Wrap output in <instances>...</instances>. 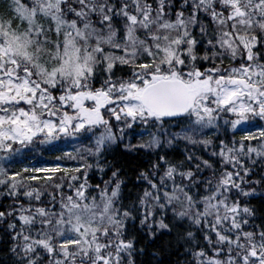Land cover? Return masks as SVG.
<instances>
[{"label":"snow or ice","instance_id":"obj_1","mask_svg":"<svg viewBox=\"0 0 264 264\" xmlns=\"http://www.w3.org/2000/svg\"><path fill=\"white\" fill-rule=\"evenodd\" d=\"M59 141L78 146L24 163ZM118 142L156 157L127 202L119 168L89 182ZM181 142L183 159L169 157ZM254 186L264 189V0H4L0 264H144L137 221L149 243L172 235L163 251L183 264H264V210L244 199Z\"/></svg>","mask_w":264,"mask_h":264},{"label":"trees","instance_id":"obj_2","mask_svg":"<svg viewBox=\"0 0 264 264\" xmlns=\"http://www.w3.org/2000/svg\"><path fill=\"white\" fill-rule=\"evenodd\" d=\"M241 134H242L241 132L236 133L237 139ZM221 136L223 138V129L221 130ZM228 136L229 137L231 136L230 132L228 133ZM68 143L69 142L59 141L56 143L55 147L49 145H38L31 153L28 154V158L26 160L29 159H32L34 161L41 160L39 159L38 156L43 152H44L43 154L45 155L49 154V156H52L53 152L57 153L58 155H61L62 154L61 149L63 148V146H65ZM45 147H46V151H44ZM187 147L190 150L196 151L197 155H202L203 158L205 159L209 158V152L204 151L201 147L197 146V148L195 149H193V146L191 145H188ZM165 150L167 151L169 157L175 160H180L183 159L182 153L185 150V144L181 142L177 145H174L172 148H167ZM156 151L159 152L160 150L157 149ZM149 159L154 161L156 157L155 155L150 156L148 153L144 151L127 152L123 147V143H117L116 145H113L109 148L108 152L104 155V157L101 160L102 164H105V161L107 162V164L105 165V172L101 173L98 169L94 167L89 172V182L94 185L95 184L102 185V181L107 180L110 177L111 170H115L116 168H119L120 176L125 181V185H126V187L122 186V194L125 197V202H127L129 198L135 197L138 189L145 186L144 182L137 180L136 177L139 171L147 169L149 165ZM212 159L214 160L215 158ZM66 162H70V161L66 160ZM89 162L93 164L95 163L93 158H90ZM19 166L20 165H16L17 168ZM205 175H211V173H205ZM253 178L255 179V177ZM254 187H256L257 195L244 199L256 209L264 210V189H262L260 186H254ZM51 190H52L51 188L48 189V191ZM65 191L68 192L67 188H65ZM201 194L204 193L202 192ZM42 199L44 201H47L49 197L45 195L44 197H42ZM10 202H11L10 200H5L3 197H0V204H7ZM169 216H171L170 212H169ZM130 227H132L133 231L138 236V247L140 246L146 247V254L139 257V260L143 261L144 264H150V262L151 264H156V261L150 255V253L153 251L161 252L160 257L157 258L159 260V264H176L177 260L180 261V264H183V257L178 256L176 254L175 249H169L168 252L163 251V249L167 247L168 241L172 239V235L164 234L158 239L149 243L143 239V229L139 227L138 221L135 222L134 226L130 225Z\"/></svg>","mask_w":264,"mask_h":264},{"label":"rangeland","instance_id":"obj_3","mask_svg":"<svg viewBox=\"0 0 264 264\" xmlns=\"http://www.w3.org/2000/svg\"><path fill=\"white\" fill-rule=\"evenodd\" d=\"M3 3H4V0H0V6H3ZM175 130V129H174ZM148 137L147 136H145L144 137V139H147ZM140 138L139 137H136L135 139H133L132 140V143H136L138 140H139ZM127 141H125V143H126ZM119 143V142H118ZM74 146H78V145H76V142L75 141H71V142H69L68 144H66L65 146H63V148L61 149V153H63V152H65V151H73V147ZM113 146V145H112ZM44 151H46V147H45V149H44ZM44 153V152H43ZM40 154L38 157H39V159H41V160H39V161H41L42 163H50V162H52L53 160H54V158L56 157V156H59L57 153H55V152H53V154H52V156H49V154L48 155H45V154ZM29 160H31V161H33V162H35L34 160H32V159H29ZM29 160H26L24 163L26 164V163H28V161ZM75 161H70V162H66V160L65 161H62L61 163L63 164V166H68V167H75V166H77V162H75ZM92 162V161H91ZM21 166H23V165H20L19 167H21ZM37 166H39V165H37ZM18 167V168H19ZM42 184H43V182L41 181V182H39V185H41L42 186Z\"/></svg>","mask_w":264,"mask_h":264}]
</instances>
